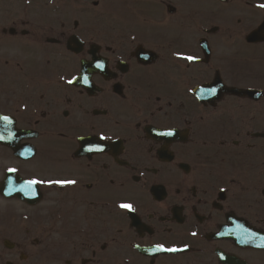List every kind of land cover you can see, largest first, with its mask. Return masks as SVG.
I'll use <instances>...</instances> for the list:
<instances>
[{
  "label": "flooded vegetation",
  "instance_id": "1",
  "mask_svg": "<svg viewBox=\"0 0 264 264\" xmlns=\"http://www.w3.org/2000/svg\"><path fill=\"white\" fill-rule=\"evenodd\" d=\"M261 5L0 0V264H264Z\"/></svg>",
  "mask_w": 264,
  "mask_h": 264
},
{
  "label": "snow or ice",
  "instance_id": "2",
  "mask_svg": "<svg viewBox=\"0 0 264 264\" xmlns=\"http://www.w3.org/2000/svg\"><path fill=\"white\" fill-rule=\"evenodd\" d=\"M261 7H264V5H261ZM184 59H187L188 61H194L196 58L193 57V56H187V57H184ZM96 67L102 68L103 65L97 64ZM84 79H85V82H87V77H84ZM211 93L214 95L216 93V90L215 89H211ZM159 135H161V136H172L173 132H171V131H169V132H161V133H159ZM89 150H91V149H89ZM10 171H15V170L12 169ZM27 183H28L29 186H31V185H36V184L42 183V181L31 180V181H28ZM49 183H57V184H60L61 186H64L67 183L74 184L75 181H68V182L55 181V182H49ZM120 207L124 208V209L131 210L132 206L129 205V204H122V205H120ZM193 235H195V233H193ZM168 251H177V249H168Z\"/></svg>",
  "mask_w": 264,
  "mask_h": 264
}]
</instances>
